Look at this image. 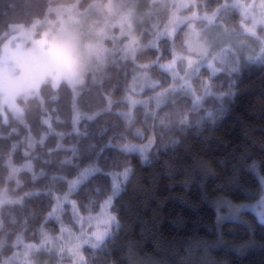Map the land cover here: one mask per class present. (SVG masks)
<instances>
[{
	"label": "clouds",
	"instance_id": "obj_1",
	"mask_svg": "<svg viewBox=\"0 0 264 264\" xmlns=\"http://www.w3.org/2000/svg\"><path fill=\"white\" fill-rule=\"evenodd\" d=\"M0 62V264H264V0H0Z\"/></svg>",
	"mask_w": 264,
	"mask_h": 264
},
{
	"label": "trees",
	"instance_id": "obj_2",
	"mask_svg": "<svg viewBox=\"0 0 264 264\" xmlns=\"http://www.w3.org/2000/svg\"><path fill=\"white\" fill-rule=\"evenodd\" d=\"M251 84L253 87H257L260 84V79L257 77H253L251 78ZM235 133V129L232 128L231 125L226 124L222 129H220L215 136V139L212 141L211 143V147H217L219 150L223 151L224 150V143L227 142V138L234 136ZM56 140V137L53 136L48 143H54ZM14 162H18L20 164H22L23 166L29 164V160L27 158H23L21 155V151L18 149L15 153V157H14ZM34 164V171L36 173H39L40 170L43 168L45 170V172L48 171V166L45 165L42 161H35L33 162ZM20 178L23 180H29V174L26 171V168L24 170L21 171L20 173ZM28 188L35 190V189H41L39 192H36L34 195V200L38 201L41 203V205H46L48 203V201L51 200H55L57 195H62L60 192L56 191L55 189H53L51 192L47 191V185L45 183L44 180L40 179L37 180L35 182H29L27 185ZM173 191L177 194H179L180 189H173ZM168 190L165 187H161L160 190V195L161 197H163L165 194H167ZM180 207V205L178 204V202L174 201V200H169L167 207L164 209V212L168 215V216H174L175 215V211L176 209H178ZM53 208H51L49 211L51 212ZM185 211L187 212L188 210L185 209ZM65 220H67V213H65ZM58 226V224L54 221V220H50L49 222V227H56Z\"/></svg>",
	"mask_w": 264,
	"mask_h": 264
},
{
	"label": "rangeland",
	"instance_id": "obj_3",
	"mask_svg": "<svg viewBox=\"0 0 264 264\" xmlns=\"http://www.w3.org/2000/svg\"><path fill=\"white\" fill-rule=\"evenodd\" d=\"M12 60L18 65L21 74H27L31 71L34 70L33 68V63H34V58L23 53H14L12 56ZM4 69L2 66V62H0V75H2ZM27 165L24 166V169H27ZM61 195H57L55 200H59ZM69 202L68 201H61L60 202V211H57L56 207L54 206L52 211L50 212L51 219L54 220L59 227L61 228H66L69 231L71 230V226L66 223L65 220V211L64 209L68 207ZM107 220V216L104 214H98L96 218L92 220V223L97 225V233L99 234L102 232V228L100 227L103 225ZM74 244H78L79 240H74Z\"/></svg>",
	"mask_w": 264,
	"mask_h": 264
}]
</instances>
